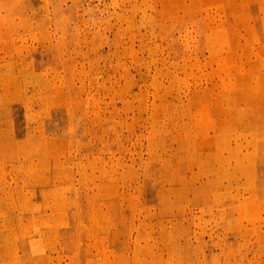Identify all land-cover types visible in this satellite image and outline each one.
Masks as SVG:
<instances>
[{
	"label": "rangeland",
	"instance_id": "rangeland-1",
	"mask_svg": "<svg viewBox=\"0 0 264 264\" xmlns=\"http://www.w3.org/2000/svg\"><path fill=\"white\" fill-rule=\"evenodd\" d=\"M0 264H264V0H0Z\"/></svg>",
	"mask_w": 264,
	"mask_h": 264
}]
</instances>
